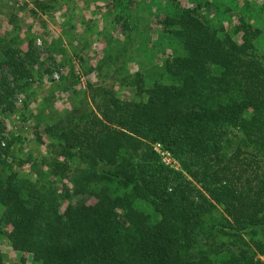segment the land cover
<instances>
[{"label":"trees","instance_id":"obj_1","mask_svg":"<svg viewBox=\"0 0 264 264\" xmlns=\"http://www.w3.org/2000/svg\"><path fill=\"white\" fill-rule=\"evenodd\" d=\"M13 1L0 37V264H264V0L235 21L210 16L215 0L158 13L150 78L131 75L125 97L91 87L90 106L45 126L56 149L44 169L5 132L22 121L16 92L45 70ZM112 4L106 15L124 26L126 3ZM93 25L84 33L104 35ZM60 38L47 50L66 51ZM105 47L100 65L120 49Z\"/></svg>","mask_w":264,"mask_h":264},{"label":"rangeland","instance_id":"obj_2","mask_svg":"<svg viewBox=\"0 0 264 264\" xmlns=\"http://www.w3.org/2000/svg\"><path fill=\"white\" fill-rule=\"evenodd\" d=\"M3 1L0 0V37L7 39L10 36L8 30L12 24H8L6 19L9 15L10 6H7V2ZM107 1L108 3H126L128 15L127 18L125 17L124 26L118 22L116 15L105 14L104 16H100L102 21L98 23L97 28L106 34V38L100 32L97 36L85 35L83 33L74 38L75 43L71 39L70 45L67 41L68 39L65 40L59 35L61 37L60 43L64 44V47L60 46L59 48H65L66 51L70 48L71 51V48L76 47V51L70 54V57H68L69 53L65 55L62 61L61 59L56 61L53 58L50 60V55L47 53L49 52L47 50V41L54 34H59L56 30L57 28L59 29L56 18L58 20L60 18L54 17V13L51 14L50 12L46 16L48 20L42 19V21H32L28 24L29 29L26 31V35L33 37V48H36L38 51L37 60L45 61V70L43 72H34L33 75L37 77L33 78L32 76L30 78L32 80L29 81H34L32 85L25 86L22 92H16V114L21 115L22 121H19L17 118L6 121L5 132L7 135H10L13 131L16 136L14 137V150L22 155L28 154L25 153L28 151L32 158L34 157L38 162L41 161V165H37L41 169H44L42 166L44 165V161H42L43 157L51 158L56 149L53 148L55 145L52 143L56 140H53L55 138L50 135L49 131H46L45 126L48 127L55 124L61 117L60 114L64 111V113L78 114L82 111L80 108L90 106L92 104L91 87L93 88L96 85H105L111 88L113 86L118 95L122 97L131 95V91L129 90L131 86L128 85L131 79L130 76L136 72H141L143 74L140 75L143 79L150 78L148 74H152L154 70L152 65L155 63V60L158 61L161 58L158 54L155 55L150 51H146V49L151 47L150 40L154 38L153 43L159 42L156 45V49L164 48L161 45L162 43H160V39H156L159 23L151 26L152 18L156 19L155 17L159 14L170 16L188 2V0ZM221 1L217 4V6L219 5L217 11L214 10L210 14V16L215 15L218 20L223 16L228 17L225 9L234 12L230 14L231 21L237 19L239 12L250 15L251 10L254 12L252 14L257 13L259 10L258 5L260 0H251L253 4H250V0ZM229 2L232 3L230 4ZM10 10H15L20 15L24 13L19 2H14V6ZM28 13H25V15L28 16ZM82 14L88 18H85L87 21L91 18L99 17V14L91 12L89 8L79 13L80 16ZM226 17L223 19L224 22ZM93 24L94 22H89L86 27L87 30H91L94 27ZM135 24H137L136 27ZM144 25L148 26V31H144ZM82 26L85 27L84 23H82ZM112 34L114 35L113 37H111ZM116 43L120 49L112 51L110 57H114L117 54V58L112 61V59L106 56L104 57L105 61L102 63L103 65H100V60L103 58L106 48L105 44ZM118 51H120L119 54L117 53ZM70 58L71 60L77 59V62H72ZM139 61H142V63L138 64ZM56 71L58 72V77L53 75ZM24 101L28 102L26 107H23ZM161 157L166 163L173 166L178 165L176 160L169 157L167 153L166 155H161ZM25 170L27 171L26 168ZM3 242L5 243L6 240ZM27 264H29V261Z\"/></svg>","mask_w":264,"mask_h":264},{"label":"crops","instance_id":"obj_3","mask_svg":"<svg viewBox=\"0 0 264 264\" xmlns=\"http://www.w3.org/2000/svg\"><path fill=\"white\" fill-rule=\"evenodd\" d=\"M215 1H216L215 3H217V4H218V2H222L221 0H215ZM228 1H232V0H228ZM13 2H19L20 6L22 7V10H24L23 11L24 13H22L23 16H22V14L21 15L17 14V17L19 18L20 22L22 23V28L19 31L20 37L24 38V36L26 34V30L29 29L28 24L30 22L39 21V20L42 21V19L48 20L46 16H48L49 13L51 12V14L54 13V15H55L54 17L60 18L59 20L56 18V23L58 24V27H59V29L58 28L56 29L57 32L59 33L58 35H60L65 40L70 37L73 39V42L75 40L74 38H76L77 35L79 36V35L84 33L85 29H87L86 27H87V24L89 22H94L95 25H98V23H100L102 21V18L100 16H104L105 14H107V9L111 8L113 5L112 4L113 2L108 3L107 0H105V1L104 0H90L89 2H84L83 0H76V2H73V4L70 5L74 9H72L71 11L68 12L69 5L67 2H56V3L54 2V4H55L54 9H51V10L46 9L45 11H43L41 9H37L34 6V3L32 0H14ZM229 3L231 4L232 2H229ZM230 4H228V5H230ZM115 7H118V6L115 5ZM32 8H34L35 11H33ZM87 8H89V10L91 12H93V13L95 12V13L99 14V17L98 18H91L93 20L90 19L89 21H87L86 19H88V18H86L83 14L80 16L79 13L84 12V9H87ZM27 12H29L28 16L25 15V13L27 14ZM68 13H70V14H68ZM69 15H71L70 16L71 18L69 17ZM108 15L113 16V13L110 12ZM28 18H30V19H28ZM6 19L8 22V17H6ZM68 19H69V21H68ZM82 23H84L85 27L82 26ZM102 23H104V22H102ZM8 24H10V23L8 22ZM73 27H78V28L73 29ZM71 34H72V36H71ZM75 34H76V36L74 37ZM84 34L85 35H91V33H89V32H88V34H87V32ZM54 35H56V34H54ZM113 36L114 35L112 34L111 37H113ZM51 38L52 37H50L49 40L47 41L48 44H49ZM104 38H106L105 33H104ZM26 46H27L26 40H23L22 43H20V48L25 50L27 48ZM47 53L50 55V60H51V58H53L56 61H58L59 59H61V61H62V58L65 55H67L69 53L68 57H70V54H72L73 51L72 50L70 51V48H69L68 51L59 52L58 48L57 49L52 48ZM2 57H3L2 48H0V59ZM70 60H71V58H70ZM71 61L77 62V59H73ZM38 63L40 65L37 67V70L43 71L45 68V66H44L45 61L44 60L43 61L38 60Z\"/></svg>","mask_w":264,"mask_h":264},{"label":"built area","instance_id":"obj_4","mask_svg":"<svg viewBox=\"0 0 264 264\" xmlns=\"http://www.w3.org/2000/svg\"><path fill=\"white\" fill-rule=\"evenodd\" d=\"M55 77H58V72L56 71V72H54V74H53ZM161 153H162V155H166V152H163V151H161Z\"/></svg>","mask_w":264,"mask_h":264}]
</instances>
